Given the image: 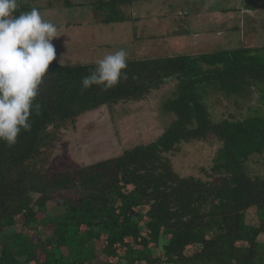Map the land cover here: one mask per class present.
<instances>
[{
	"label": "trees",
	"instance_id": "trees-1",
	"mask_svg": "<svg viewBox=\"0 0 264 264\" xmlns=\"http://www.w3.org/2000/svg\"><path fill=\"white\" fill-rule=\"evenodd\" d=\"M20 1L17 15L33 8ZM134 1L93 6L103 22H125L138 19L122 6ZM239 40L188 56L128 57L127 79L109 90L81 88L96 60H54L31 131L14 146L0 142V264H264V176L245 169L264 154V116L215 120L208 99L216 90L240 105L264 85V58H249L264 54V44ZM169 81L177 83L163 107L174 119L163 134L49 174L69 124L102 106L143 100ZM192 141L217 146L206 178L179 173L168 155ZM222 204L226 212H213ZM186 211L195 218L179 228Z\"/></svg>",
	"mask_w": 264,
	"mask_h": 264
},
{
	"label": "rangeland",
	"instance_id": "rangeland-1",
	"mask_svg": "<svg viewBox=\"0 0 264 264\" xmlns=\"http://www.w3.org/2000/svg\"><path fill=\"white\" fill-rule=\"evenodd\" d=\"M77 1L80 0L20 1L35 8L39 6L42 17L57 25L60 37L54 39L53 44L57 49V58L60 60L63 56L64 62L97 61L120 48L127 50L128 57L135 58L168 54L188 56L214 50L217 45L233 46L240 41L237 32L224 33L222 30L225 27L221 24L216 26V32L212 31L211 36L207 35L210 33L207 30L214 27L206 20L207 0H149L141 5L136 4L137 8L123 4L126 14L130 10L132 16L138 19L116 23L103 22V16L93 6L97 0H84L86 5L82 6L66 5H73ZM233 1L213 0L209 3V10L213 2L220 9ZM235 12L230 10V13ZM215 15V22L222 19L220 14ZM209 21L212 22L211 19ZM177 29L183 33L174 36L171 31ZM258 30L260 35L264 33V22ZM246 45H254L251 38ZM249 58L260 61L264 54L256 53ZM176 83L167 82L143 100L120 102L113 108L102 106L77 118L64 130L53 163L47 168L49 174L55 169L110 158L135 144L148 143L159 137L174 119L173 114L165 112L163 104L174 91ZM259 86L253 89L250 96L241 98L240 105L234 97L211 91L208 99L213 118L239 119L256 113L264 116V85ZM216 152L217 146L214 144L192 141L183 143L179 150L168 155L179 173L206 178L204 171L212 165ZM245 169L252 175L264 176V154L252 155L246 161ZM227 210L228 205L222 204L215 207L213 212L224 213ZM186 213L182 212L176 218L175 223L179 228H186L191 222L189 220L195 218L194 213Z\"/></svg>",
	"mask_w": 264,
	"mask_h": 264
},
{
	"label": "clouds",
	"instance_id": "clouds-1",
	"mask_svg": "<svg viewBox=\"0 0 264 264\" xmlns=\"http://www.w3.org/2000/svg\"><path fill=\"white\" fill-rule=\"evenodd\" d=\"M18 0H0V142L14 146L22 132H30L31 117L49 65L57 59L53 40L56 24L45 20L38 8L20 12ZM63 66V56L59 60ZM128 53L124 48L96 61L81 80V88L109 90L127 79Z\"/></svg>",
	"mask_w": 264,
	"mask_h": 264
},
{
	"label": "crops",
	"instance_id": "crops-1",
	"mask_svg": "<svg viewBox=\"0 0 264 264\" xmlns=\"http://www.w3.org/2000/svg\"><path fill=\"white\" fill-rule=\"evenodd\" d=\"M146 1L149 0L134 1L130 4V6L137 8L136 4L141 5L144 4ZM212 1L213 0H207V2L205 3L207 4L206 13L208 14V18L206 19L207 23L210 24V26L211 24L214 25L212 29L207 30V33L210 32L207 34L208 36L212 35V31L216 32L215 31L216 26L219 27V25L221 24L225 27L224 28L225 30H222L224 33L237 32L238 37H241L242 41H247L249 38H251V41L254 42V45L264 44V33L260 35L258 30V28L261 27L264 22V17L262 16L264 12V9L262 8L264 4V0L259 2L258 0H234L235 2L233 1V3H230L226 7H222L220 9H217L213 2L212 3L213 7L209 10V3H211ZM228 8L229 10L234 9L235 11H237V13L236 12L230 13V11L226 12ZM151 9L153 10V8ZM179 13L182 12L179 11ZM215 13L220 14L221 15L220 17H222V19L217 20L215 22V19H217L216 17H214ZM128 14H132L130 10ZM209 19L212 20L211 23ZM236 19H240V24H233L236 23V21H234ZM247 30H250V32L248 33Z\"/></svg>",
	"mask_w": 264,
	"mask_h": 264
}]
</instances>
